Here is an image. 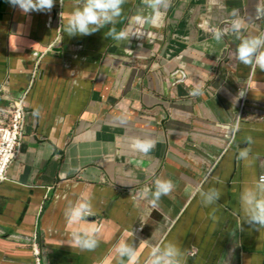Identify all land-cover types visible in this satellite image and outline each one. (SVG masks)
<instances>
[{
	"label": "crops",
	"instance_id": "0c3cea01",
	"mask_svg": "<svg viewBox=\"0 0 264 264\" xmlns=\"http://www.w3.org/2000/svg\"><path fill=\"white\" fill-rule=\"evenodd\" d=\"M263 6L0 0V264H264Z\"/></svg>",
	"mask_w": 264,
	"mask_h": 264
},
{
	"label": "built area",
	"instance_id": "2783aa9c",
	"mask_svg": "<svg viewBox=\"0 0 264 264\" xmlns=\"http://www.w3.org/2000/svg\"><path fill=\"white\" fill-rule=\"evenodd\" d=\"M264 18V6L260 9L258 19ZM144 22V21H143ZM262 39L264 38V26L262 28ZM137 35L143 38L146 32L142 27L138 30ZM60 42V34L54 39L52 48L56 51L59 47L56 46ZM176 81L183 78L181 68L175 70ZM6 83L1 86V90H6ZM26 91L23 94L10 98L7 104L0 105V184L6 181V173L10 164L17 158L20 152L26 112L24 110V98ZM246 93L242 94L241 107L245 105ZM259 183L264 184V175L259 177ZM33 255L38 259L39 252L33 250ZM39 261V260H38Z\"/></svg>",
	"mask_w": 264,
	"mask_h": 264
},
{
	"label": "rangeland",
	"instance_id": "374dc122",
	"mask_svg": "<svg viewBox=\"0 0 264 264\" xmlns=\"http://www.w3.org/2000/svg\"><path fill=\"white\" fill-rule=\"evenodd\" d=\"M146 36V35H145Z\"/></svg>",
	"mask_w": 264,
	"mask_h": 264
}]
</instances>
